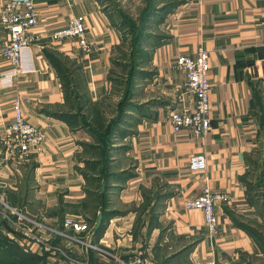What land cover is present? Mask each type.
Segmentation results:
<instances>
[{
  "label": "crops",
  "instance_id": "crops-1",
  "mask_svg": "<svg viewBox=\"0 0 264 264\" xmlns=\"http://www.w3.org/2000/svg\"><path fill=\"white\" fill-rule=\"evenodd\" d=\"M33 1L38 23L31 32L43 37L33 44L37 71L20 75L10 89H0V199L69 234L64 228L67 218L89 224L90 208L97 209L86 193L84 175L89 172L84 165L97 160L90 146L97 148L99 143L80 124L81 116H66L60 73L66 61L79 68L88 98L101 102L112 90L109 75L124 32L110 19L106 0ZM178 1L183 3L154 18L157 35L151 59L135 79V106L112 153L116 164L121 163L117 170L131 171L133 177L113 181L121 188L109 193L115 214L100 231L94 229L92 243L97 249L92 258L98 264L131 263L139 257L149 264H264V253L246 230L264 223L248 190L250 178H264V0ZM6 2L0 0V12ZM122 2L144 6L142 0ZM74 17L84 18L92 43L89 53H83L75 39H49ZM7 39L0 23V73L12 68L3 54ZM200 50L209 52L211 128L204 136L188 130L175 133L172 110L193 107L194 100L184 72L174 62L182 53L195 56ZM16 97L23 102L25 119L42 129L46 139L36 151L10 156L5 131L13 122ZM202 154L208 158L207 169L192 171L190 159ZM253 155L260 157L259 170L251 168ZM206 187L232 199L217 205L216 235L210 234L201 211L186 207ZM143 189L155 197L151 207L159 226L148 235L147 213L134 238ZM3 225L0 221V228ZM60 242L88 257L83 245L64 237Z\"/></svg>",
  "mask_w": 264,
  "mask_h": 264
},
{
  "label": "built area",
  "instance_id": "built-area-1",
  "mask_svg": "<svg viewBox=\"0 0 264 264\" xmlns=\"http://www.w3.org/2000/svg\"><path fill=\"white\" fill-rule=\"evenodd\" d=\"M0 23L8 35L3 54L12 65L11 70L0 73V89H10L14 87L20 75L37 71L33 44L42 40L43 37L34 36L31 32L38 23L34 1L7 0L0 12ZM49 39L53 42L75 39L83 53H89L92 50V43L88 38L83 17L70 19L65 27L53 31ZM174 65L186 76V85L194 100V106L172 110L170 115L172 130L175 133L188 130L196 136H204L211 128L209 52L200 50L195 56L182 53L176 57ZM12 106L13 122L5 131L6 140L10 145V156L17 153L26 155L38 150L45 142V132L25 119L23 102L20 97L14 99ZM189 165L192 171H205L208 167V158L204 154L194 156L190 159ZM1 185L7 187L6 183H1ZM231 200L230 195L217 193L206 187L198 197L188 200L186 207L189 210L201 211L210 234L216 235L220 230L217 205L228 203ZM0 204L3 205V207L0 206V221L6 224L4 234L15 241L25 252L47 254L49 260L57 256L68 264H91L88 260L72 256L66 247L62 244H54L51 239L54 236L64 237L78 245H83L87 250H96L97 247L92 243L94 230L88 223L75 218H67L64 228L72 233L68 234L65 231L53 230L43 221L37 220L2 199H0ZM50 233L53 234L50 235ZM122 264L149 263L139 257L131 263L123 262Z\"/></svg>",
  "mask_w": 264,
  "mask_h": 264
},
{
  "label": "trees",
  "instance_id": "trees-1",
  "mask_svg": "<svg viewBox=\"0 0 264 264\" xmlns=\"http://www.w3.org/2000/svg\"><path fill=\"white\" fill-rule=\"evenodd\" d=\"M109 2V0H106ZM146 2V0H144ZM154 3L158 4L156 6ZM183 3V1L178 0H151L148 4L144 3L143 8L138 13V16H141V22L143 26L149 23V20L152 19V16H156L160 13H165L172 10L178 4ZM154 4V5H153ZM159 7V8H158ZM158 10V11H156ZM110 19L113 24L119 27L124 32V27L120 23V21L114 16L111 10H108ZM158 13V14H157ZM144 39V37H141ZM127 40V36L124 34L123 42L117 49V60L115 62L112 73L109 75V79L112 83V88L115 87V91L118 92L116 95H119V101L116 107H113L108 103V101L112 100L114 95V91L111 90L110 94L104 98L101 102L92 103L87 96V91L83 82L81 80V76L79 74V68L72 67L67 61L65 62L68 65L63 69L62 73H60V81L62 83V89L64 92V106L67 108L68 114L66 116H72L73 118L82 117L81 125L90 130V132L95 136L96 141L99 143L96 148H93L96 152L95 157L96 161L86 162L84 165V170L88 171L84 175L86 180V189L87 196L90 200L93 201V208L90 210L93 211V218L91 220L88 219L90 227L94 230L95 225L98 219V213L101 212L103 214V222L99 230L102 229L103 223L106 219L110 218L111 215L115 214L111 212L109 205V193L112 190H118L121 188L113 186V181L119 180V178L133 177L131 171H118L116 167L115 158H112V153L115 149V141L119 134H122L124 131L121 126L126 123V120L130 118V112L133 110L135 104L133 103V96L135 92V79L142 75L141 68L147 66L151 59V49L150 46H144L140 48V46H135L136 48L132 51V57H130V53L127 52L124 48ZM129 54V55H128ZM130 57V59H129ZM130 61V62H128ZM133 62V65H130ZM121 66L122 73L120 75H116V67ZM130 66V67H129ZM131 69V72L128 71ZM147 74V73H145ZM122 89V90H121ZM119 90L121 92L119 93ZM117 150V149H116ZM254 155L252 159H250V165L253 164ZM95 175V176H93ZM252 183L249 185V192L251 189L258 188L261 197L264 202V178L263 176H259L256 179H252ZM256 183H253V182ZM257 184V185H256ZM104 186V189H103ZM101 190V194H99ZM103 190V191H102ZM143 203L136 209L137 217L134 224L133 236L134 238L137 236L140 228L145 223L144 216L148 213L151 214L150 217V227L148 228V235L150 231L153 229V226L158 227V216L152 211L151 202L155 200L152 195V191H147L143 189L142 191ZM256 198L251 199V201L255 203ZM261 200L258 199V201ZM12 205V204H10ZM19 209H22L18 206L12 205ZM23 210V209H22ZM24 211V210H23ZM60 215L64 216V212H60ZM0 228V264H49L47 260V254L43 255L44 257L36 255V253L25 252L15 241L10 239L8 236L4 234V228H6L5 222ZM259 227H249L246 230L250 235L254 236V239L258 245V249L264 253V225H258ZM95 232V231H94ZM52 242L54 244H61L60 237L55 236L51 237ZM66 250L74 257H78L83 260H88L91 264H98L93 258L92 253L93 250H88L87 255H78L72 252L71 250Z\"/></svg>",
  "mask_w": 264,
  "mask_h": 264
},
{
  "label": "rangeland",
  "instance_id": "rangeland-1",
  "mask_svg": "<svg viewBox=\"0 0 264 264\" xmlns=\"http://www.w3.org/2000/svg\"><path fill=\"white\" fill-rule=\"evenodd\" d=\"M142 1L144 2V0H142ZM150 1L151 0H146V2H144V3L148 4ZM141 3H138L137 6H134V4H131V7H130V5H128V3L123 4L122 0L121 1L109 0V3L107 4L108 5L107 7L114 12V16L120 21V23L124 27V34L127 36V40H126L124 48L127 52L130 53V57H132V51L134 48H136L135 46H138V47L140 46V48H142L144 46L149 45L150 46L149 48L151 49L154 46V43L156 41L157 22L154 18H156L157 15L156 16L153 15L152 19L149 20V23L146 24L145 26H143V23L140 20L142 15L138 16V13L143 8ZM154 4L156 6H158V4H156V3H154ZM156 11H158V10H156ZM141 14H142V11H141ZM141 37H144V39H141ZM130 57H129V59H130ZM128 62H130V61H128ZM130 65H133V62H131ZM122 69L123 68L121 66L116 67V69H115L116 75H120L122 73ZM128 71L131 72V69H128ZM115 89H116L115 87L112 88V91H114V95L112 97V100L108 101V103L110 105H112L113 107L117 106L119 98H120L119 95H116V93L118 92V89H117V91H115ZM121 90H119V93L121 92ZM80 123H81V121H80ZM254 157L255 158H254L253 164L251 165V168H253V170H257L259 167L257 165V161H258V159H260V157L259 156H254ZM120 165H121V163L119 164V166ZM117 166L118 165L116 164L115 168H117ZM258 175H259V173H257V176ZM261 195L262 194L260 193V190L258 188H254V189H251L249 192V199L251 200V199L256 198V197H257V199L261 198V200L256 201L253 205L255 206L254 208L256 209V212H258L260 215H261V213L264 215V207L262 208L264 202L262 201L263 198L261 197ZM0 206L3 207L2 204H0ZM18 207H20V206H18ZM20 208H22V207H20ZM34 211H35V209H34ZM31 214L33 215V213H31ZM260 215H259L258 219H261ZM34 216H35V214H34ZM37 220H39V219H37ZM263 225H264V223H263ZM58 230H62V229H60V227H58ZM260 230H261V228H260ZM82 247H84V246H82ZM36 255H37V253H36ZM38 256L44 257L41 254L40 255L38 254ZM46 261L49 264H68L57 256H55V260H49L47 257Z\"/></svg>",
  "mask_w": 264,
  "mask_h": 264
},
{
  "label": "water",
  "instance_id": "water-1",
  "mask_svg": "<svg viewBox=\"0 0 264 264\" xmlns=\"http://www.w3.org/2000/svg\"><path fill=\"white\" fill-rule=\"evenodd\" d=\"M102 222H103V215L100 213L99 216H98V220H97V223H96V226H95V230H99L101 225H102Z\"/></svg>",
  "mask_w": 264,
  "mask_h": 264
}]
</instances>
